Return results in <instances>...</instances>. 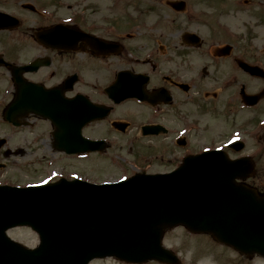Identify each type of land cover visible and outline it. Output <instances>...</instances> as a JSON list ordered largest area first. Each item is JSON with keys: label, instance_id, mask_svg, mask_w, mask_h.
Returning a JSON list of instances; mask_svg holds the SVG:
<instances>
[{"label": "flooded vegetation", "instance_id": "af4514ba", "mask_svg": "<svg viewBox=\"0 0 264 264\" xmlns=\"http://www.w3.org/2000/svg\"><path fill=\"white\" fill-rule=\"evenodd\" d=\"M169 1L160 0L168 13L154 21L139 19L160 13L155 6L142 11L138 1L126 22L124 0L92 5V13L75 3L69 22L25 26L21 19V36L8 38L7 61L23 67L26 99L53 106L56 122L22 111L24 126L49 125L52 142L32 159L0 153L13 157L10 171L0 160V186L45 178L113 182L171 172L187 156L221 150L248 158L254 169L238 181L264 197V95L252 100L264 91V0ZM58 23L70 27L61 39L69 45L48 46L38 32ZM5 71L8 105L18 86L12 67ZM62 116L70 124L61 126ZM66 133L75 152L58 147L57 135ZM233 252L243 257L238 264L259 259Z\"/></svg>", "mask_w": 264, "mask_h": 264}, {"label": "water", "instance_id": "95a60500", "mask_svg": "<svg viewBox=\"0 0 264 264\" xmlns=\"http://www.w3.org/2000/svg\"><path fill=\"white\" fill-rule=\"evenodd\" d=\"M8 16L0 13V29L8 27ZM37 110L54 121L53 109ZM57 139L60 144L65 140ZM243 164L207 153L187 158L171 174L141 175L89 189L58 185L32 206L0 203V264H88L108 255L175 264L176 255L161 241L166 227L179 224L211 233L246 254L264 256V198L236 185L246 171ZM25 223L40 234L36 249L4 233V227Z\"/></svg>", "mask_w": 264, "mask_h": 264}, {"label": "rangeland", "instance_id": "374dc122", "mask_svg": "<svg viewBox=\"0 0 264 264\" xmlns=\"http://www.w3.org/2000/svg\"><path fill=\"white\" fill-rule=\"evenodd\" d=\"M140 1V8L143 11L145 8L150 6H155L150 9L157 10L159 15H151L149 11L141 14L139 19H145L147 16L150 21L160 18L167 12V8L164 7L160 0H125L124 3L120 5V12L125 14V21L130 20L132 14H137L135 11L136 2ZM21 2L36 3L35 5L41 6L43 16H33L28 11L20 7ZM77 3L79 8L85 13H92L91 6L94 5L95 8L107 2V0H0V10L11 12L19 17L25 19V26L43 25L49 22L58 21L60 19L66 20L70 18L72 14L70 3ZM140 10V9H139ZM140 10V11H141ZM96 13V12H95ZM175 14H172V17ZM128 16V18H127ZM176 16V15H175ZM127 25V24H126ZM127 28V27H126ZM206 30L205 27H203ZM131 30V29H128ZM21 30L16 32L17 35L21 36ZM7 33L0 32V53L6 51L7 47ZM6 75L4 72L0 71V100L3 102L5 100V89H6ZM0 103V112L1 105ZM51 130L47 123L44 122L35 123L34 126L22 127L12 129L10 126L5 124L4 121L0 119V153H5L4 151L9 149V151H14L12 154L15 156L25 157L24 155H32L30 159L38 156L48 150L51 145ZM42 135V136H41ZM3 136L9 139L4 140ZM11 156H0V160L7 163V165L2 169L12 170L8 165L11 162ZM29 160V158H27ZM96 168V166H94ZM41 174L38 176L40 177ZM108 177H111L110 175ZM12 236L16 237L18 240L25 242L26 244L36 243V238L28 233L26 229L13 230L10 233ZM165 245L174 250L180 260L177 264H238L239 260H243V257L238 256L233 251L229 250L228 247L219 245L217 242L213 243L209 236H198L191 233L186 228L182 226L174 227L166 232ZM91 264H127L116 260L113 257H106L103 259H98L92 261ZM143 264H163L155 261L145 262ZM246 264H264L260 259H254Z\"/></svg>", "mask_w": 264, "mask_h": 264}]
</instances>
